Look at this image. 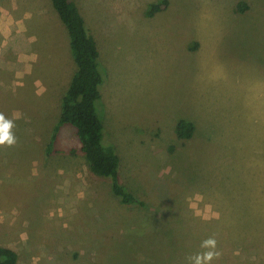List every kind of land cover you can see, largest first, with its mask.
Instances as JSON below:
<instances>
[{"label": "rangeland", "instance_id": "obj_1", "mask_svg": "<svg viewBox=\"0 0 264 264\" xmlns=\"http://www.w3.org/2000/svg\"><path fill=\"white\" fill-rule=\"evenodd\" d=\"M74 2L104 142L139 203L90 171L69 124L49 145L76 70L51 0H0V113L17 141L0 146V246L17 264H194L214 238L211 264H264V0ZM180 119L197 139L176 136Z\"/></svg>", "mask_w": 264, "mask_h": 264}, {"label": "trees", "instance_id": "obj_2", "mask_svg": "<svg viewBox=\"0 0 264 264\" xmlns=\"http://www.w3.org/2000/svg\"><path fill=\"white\" fill-rule=\"evenodd\" d=\"M51 3L67 29L76 70L61 98L59 118L53 128L49 145L51 146L59 125L69 124L75 130L79 150L85 156L90 171L109 178L111 191L122 203H139L119 180V156L114 147L104 142L103 125L96 107L101 97L99 87L102 83L96 41L88 32L74 0H51ZM243 6L245 7L239 4V7L244 8ZM159 10L160 6L155 5L147 14L153 15ZM193 131L194 124L191 121L180 119L176 123L175 132L180 139L190 138ZM48 146L47 152H50ZM0 264H17L16 252L10 247L0 246Z\"/></svg>", "mask_w": 264, "mask_h": 264}, {"label": "clouds", "instance_id": "obj_3", "mask_svg": "<svg viewBox=\"0 0 264 264\" xmlns=\"http://www.w3.org/2000/svg\"><path fill=\"white\" fill-rule=\"evenodd\" d=\"M13 127L14 122L7 119L3 113H0V146H14L16 144V137L11 131ZM201 247L210 250L190 258L193 260L194 264H211V261L218 258L220 255V253L215 250L216 240L214 238L204 240Z\"/></svg>", "mask_w": 264, "mask_h": 264}, {"label": "crops", "instance_id": "obj_4", "mask_svg": "<svg viewBox=\"0 0 264 264\" xmlns=\"http://www.w3.org/2000/svg\"><path fill=\"white\" fill-rule=\"evenodd\" d=\"M193 120H194V121H192V123H194V124H195V127H196V130H195V134H194V135H196V134H198V133H197V131H198V127H197V124H196V120H195V119H193ZM194 135L191 136L190 139L188 138L187 140H188V141H191V140H193V139H197L198 137H197V136H194Z\"/></svg>", "mask_w": 264, "mask_h": 264}]
</instances>
